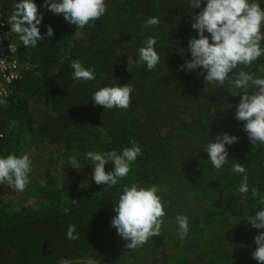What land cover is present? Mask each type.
Segmentation results:
<instances>
[{
	"label": "trees",
	"instance_id": "1",
	"mask_svg": "<svg viewBox=\"0 0 264 264\" xmlns=\"http://www.w3.org/2000/svg\"><path fill=\"white\" fill-rule=\"evenodd\" d=\"M13 2L0 0L7 24ZM36 3L44 14L41 33L51 25L55 34L26 49L7 26L2 45L14 44L21 76L0 103V155L40 152L48 177L31 180L22 192L0 184V264H258L252 252L259 230L245 221L258 202L239 193L240 176L231 167L245 166L250 185L264 195V144L253 145L235 119L240 95L227 81L213 87L199 70H179L196 36L188 0H108L106 14L82 29L41 8L43 0ZM152 16L160 24L146 28ZM148 36L156 38L161 56L151 71L137 63ZM73 60L94 67L96 79L73 80ZM244 70L264 75V57ZM114 80L134 87L127 109L91 100ZM13 121L18 124L9 130ZM224 132L239 139L228 147L229 164L217 171L200 148L208 134ZM133 139L143 154L128 177L112 188L97 185L84 153L119 152ZM73 158L80 170L71 167ZM132 182L157 185L167 201L161 234L136 249L126 248L111 226L113 203ZM177 214L190 218L183 240ZM70 224L79 239L66 237Z\"/></svg>",
	"mask_w": 264,
	"mask_h": 264
},
{
	"label": "clouds",
	"instance_id": "2",
	"mask_svg": "<svg viewBox=\"0 0 264 264\" xmlns=\"http://www.w3.org/2000/svg\"><path fill=\"white\" fill-rule=\"evenodd\" d=\"M264 0H188L192 12L191 28L196 36L188 40L187 51L191 58L180 66V71L199 70L206 85L221 87L227 81L230 91L240 95L235 107V119L243 122V131L249 141L255 145L264 144V75L244 70L264 57ZM203 5V7H202ZM41 8L54 15H62L64 20L78 29L92 26L103 17L108 10V0H43ZM201 9L200 11H195ZM44 14L39 10L36 0H14L12 14L8 19L10 30L17 35L22 45L36 48L38 42L46 37L54 36L51 25L42 34L40 25ZM145 27L160 24L158 17H148ZM157 40L148 36L143 46L138 49V64L146 66L151 71L161 62L160 53L156 49ZM72 78L75 81H93L96 79V69L85 66L80 60L71 62ZM240 69L233 76L235 69ZM134 87L130 84L121 85L115 80L103 87L97 88L91 100L104 109H127L130 107ZM18 121L9 125L14 128ZM202 149L208 155L207 161L220 171L229 164L228 147L238 141V137L227 132L209 136ZM130 146L116 150H89L84 157L93 168L92 180L104 188H112L128 177L138 157L142 156L141 146L133 139ZM111 164V170L106 165ZM71 167L80 170L81 163L73 158ZM32 159L28 154L9 153L0 155V184H7L15 191L22 192L30 181ZM234 174H239V193L251 194L250 198L258 202V206L245 220L253 228L259 230L255 236V250L252 258L258 264H264V195L260 190L250 185L247 169L240 163L231 167ZM167 201L163 199L157 185H141L132 182L123 188L115 203L116 213L111 219V226L125 241V247L136 249L143 246L150 238L161 234L162 219L167 215ZM178 225V235L183 240L190 231V218L184 214L175 217ZM66 237L69 240L79 239L76 225L70 224ZM60 264H72L70 260L62 259ZM88 264H96L89 260Z\"/></svg>",
	"mask_w": 264,
	"mask_h": 264
},
{
	"label": "built area",
	"instance_id": "3",
	"mask_svg": "<svg viewBox=\"0 0 264 264\" xmlns=\"http://www.w3.org/2000/svg\"><path fill=\"white\" fill-rule=\"evenodd\" d=\"M7 21L0 14V103L9 90V84L21 75L18 72L19 61L13 56L17 50L12 43L2 45L4 38L9 34Z\"/></svg>",
	"mask_w": 264,
	"mask_h": 264
},
{
	"label": "rangeland",
	"instance_id": "4",
	"mask_svg": "<svg viewBox=\"0 0 264 264\" xmlns=\"http://www.w3.org/2000/svg\"><path fill=\"white\" fill-rule=\"evenodd\" d=\"M30 157L32 159V169H31V173H30V181L31 180L35 181V182L36 181H38V182L44 181L45 178H43V177H48V174L46 172V169H47L46 168L47 166L45 163L46 159L44 160L41 157V153L37 152V151H34Z\"/></svg>",
	"mask_w": 264,
	"mask_h": 264
}]
</instances>
